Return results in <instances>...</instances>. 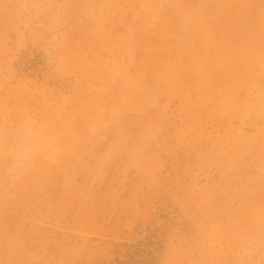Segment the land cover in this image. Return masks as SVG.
I'll list each match as a JSON object with an SVG mask.
<instances>
[{
    "label": "rangeland",
    "instance_id": "rangeland-1",
    "mask_svg": "<svg viewBox=\"0 0 264 264\" xmlns=\"http://www.w3.org/2000/svg\"><path fill=\"white\" fill-rule=\"evenodd\" d=\"M193 2L0 0V264H130L153 218L166 231L156 264H264V127L234 101L182 92L180 59L212 48L201 37L224 35L228 14L227 0H198L197 20L182 18ZM142 50L171 105L132 81ZM22 51L43 54L39 73L16 68Z\"/></svg>",
    "mask_w": 264,
    "mask_h": 264
},
{
    "label": "crops",
    "instance_id": "crops-1",
    "mask_svg": "<svg viewBox=\"0 0 264 264\" xmlns=\"http://www.w3.org/2000/svg\"><path fill=\"white\" fill-rule=\"evenodd\" d=\"M180 3L186 7L184 1ZM197 4L198 0H194L189 12L183 10L182 18L197 20L205 7L203 4L201 10L196 12ZM225 9L228 12L227 17L223 19L225 23L219 25L224 35L217 36L220 32L216 31L209 33V36H202L201 40H211L214 46L212 48L204 46L200 53L191 51L190 55L180 59L183 61L181 70L183 77L180 78L182 92L186 87L192 86L194 89H204L206 103L231 100L237 105L245 106L249 111L254 110L251 118L254 122H251V126L262 129L264 118L259 121L264 117V0H227ZM205 16L210 21L211 17ZM222 40L226 42L224 45L220 42ZM167 55L168 53L165 56ZM198 56L204 58L205 65L202 69L199 64L191 67V62H195ZM158 59L154 53L147 50L136 52L131 73L136 86L147 90L150 98L156 102L160 99L161 106L164 107L174 103L176 97L171 92L173 90L171 85L155 84L153 74L158 71L156 67ZM184 76L194 77L197 82L200 81L199 85L187 84L183 81ZM142 81L149 82L147 88L140 84ZM179 97L181 96L177 99ZM124 135L129 137L126 133ZM259 167H264V164Z\"/></svg>",
    "mask_w": 264,
    "mask_h": 264
},
{
    "label": "built area",
    "instance_id": "built-area-1",
    "mask_svg": "<svg viewBox=\"0 0 264 264\" xmlns=\"http://www.w3.org/2000/svg\"><path fill=\"white\" fill-rule=\"evenodd\" d=\"M12 60L22 74L36 75L39 73L45 58L43 54L34 51H22L13 54ZM162 215L174 218L175 213L168 205L163 206ZM165 225L153 218L142 223L137 230V237L128 248L130 264H156L165 246Z\"/></svg>",
    "mask_w": 264,
    "mask_h": 264
}]
</instances>
